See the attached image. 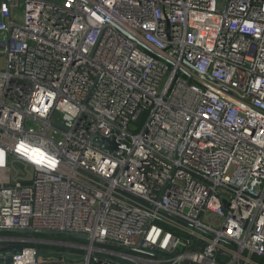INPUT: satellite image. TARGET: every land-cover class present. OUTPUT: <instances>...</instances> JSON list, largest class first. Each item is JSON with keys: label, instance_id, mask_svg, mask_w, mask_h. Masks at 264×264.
Masks as SVG:
<instances>
[{"label": "built area", "instance_id": "2783aa9c", "mask_svg": "<svg viewBox=\"0 0 264 264\" xmlns=\"http://www.w3.org/2000/svg\"><path fill=\"white\" fill-rule=\"evenodd\" d=\"M0 57L13 264H264V0H0Z\"/></svg>", "mask_w": 264, "mask_h": 264}, {"label": "rangeland", "instance_id": "374dc122", "mask_svg": "<svg viewBox=\"0 0 264 264\" xmlns=\"http://www.w3.org/2000/svg\"><path fill=\"white\" fill-rule=\"evenodd\" d=\"M20 12L21 13H24V9L21 8L20 9ZM4 66V58L3 57H0V70L3 68ZM1 82H0V100H1V95H2V91H1ZM12 165V168H11V173H10V178L12 180L14 179H17L18 177H20V175L24 176L26 179H30L32 177V171L29 170L28 168L23 170V169H15V167ZM48 240H51L53 242H55L56 240H58V242L60 241L59 238L55 237V236H52L51 238H49ZM28 242V241H26ZM31 246L30 243H26L25 244V247L26 246ZM49 247H51L52 249H42L41 250V257L39 258V264H66L68 262V260L70 259V257L68 256H65V254L67 253H71V250L69 247L65 248V250H61L59 248L58 245H54L52 243H48ZM34 247H30V249H32ZM59 249V250H58ZM65 253V254H64ZM63 254V255H61Z\"/></svg>", "mask_w": 264, "mask_h": 264}, {"label": "water", "instance_id": "95a60500", "mask_svg": "<svg viewBox=\"0 0 264 264\" xmlns=\"http://www.w3.org/2000/svg\"><path fill=\"white\" fill-rule=\"evenodd\" d=\"M132 38V37H131ZM142 47H144L141 44ZM111 144V150L117 149V143L115 141V138H108L106 139ZM99 145H102L99 143ZM18 168H22L18 165H16ZM0 234H8L9 236H16L20 237L21 239H26V237H29L30 239L35 238L37 235H54V233L46 232V231H36L32 232L29 230H24V229H0ZM80 239L87 240V237L85 235H79L78 236ZM23 246H8L5 248H0V264H13V255L17 253H22L23 251ZM41 257L40 250L37 249V260ZM37 264H39L37 262Z\"/></svg>", "mask_w": 264, "mask_h": 264}, {"label": "trees", "instance_id": "16d2710c", "mask_svg": "<svg viewBox=\"0 0 264 264\" xmlns=\"http://www.w3.org/2000/svg\"><path fill=\"white\" fill-rule=\"evenodd\" d=\"M0 235H6V236H9L8 234H0ZM36 238H40V239H43V238H48L46 235H37L36 236ZM57 238H59V239H63V238H61V237H57ZM69 241H77V238H74V237H70L69 238ZM26 247H29L28 245L26 246ZM46 248H48V249H52L51 247H49V246H45V245H40L39 246V249H40V251L42 250V249H46ZM59 249H61V250H65V249H63V248H59ZM58 249V250H59ZM80 253H83V252H80Z\"/></svg>", "mask_w": 264, "mask_h": 264}, {"label": "bare ground", "instance_id": "6f19581e", "mask_svg": "<svg viewBox=\"0 0 264 264\" xmlns=\"http://www.w3.org/2000/svg\"><path fill=\"white\" fill-rule=\"evenodd\" d=\"M23 260L27 262H32L33 261V251H28Z\"/></svg>", "mask_w": 264, "mask_h": 264}, {"label": "crops", "instance_id": "0c3cea01", "mask_svg": "<svg viewBox=\"0 0 264 264\" xmlns=\"http://www.w3.org/2000/svg\"><path fill=\"white\" fill-rule=\"evenodd\" d=\"M0 175H2L1 172H0ZM1 180H2V179H1ZM4 181H6V180L4 179Z\"/></svg>", "mask_w": 264, "mask_h": 264}]
</instances>
